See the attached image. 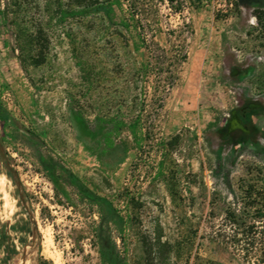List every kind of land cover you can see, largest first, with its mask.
I'll list each match as a JSON object with an SVG mask.
<instances>
[{
  "label": "rangeland",
  "instance_id": "1",
  "mask_svg": "<svg viewBox=\"0 0 264 264\" xmlns=\"http://www.w3.org/2000/svg\"><path fill=\"white\" fill-rule=\"evenodd\" d=\"M106 1L0 0V264H97L98 208L79 192L106 200L100 224L128 264H264L230 238L233 212L264 223V155L252 147L264 148V0H202L182 16L162 6L193 35L161 110L138 79L144 53L98 10ZM143 104L141 149L127 131L105 146L109 121ZM51 164L78 180L56 191Z\"/></svg>",
  "mask_w": 264,
  "mask_h": 264
},
{
  "label": "trees",
  "instance_id": "2",
  "mask_svg": "<svg viewBox=\"0 0 264 264\" xmlns=\"http://www.w3.org/2000/svg\"><path fill=\"white\" fill-rule=\"evenodd\" d=\"M170 5L172 14L182 16L186 9L196 10L202 4V0H108L102 3L98 10L103 14L108 23L112 26L120 28L128 41L131 43L135 52H143L145 59L140 63L138 69V79L150 84L153 89L152 101L157 102V109H163V101L166 99L169 92L177 84L179 80V72L182 65L187 60L188 41L193 35V29L190 24L182 22L175 28H171L168 23L163 21L164 15L161 13L162 6ZM256 18L259 19L258 16ZM167 26V31L163 27ZM158 35H163L165 44L162 45L158 40ZM144 104L139 111V114L130 122L126 123L122 120H110L109 129L103 135V143L105 146H112L111 138L120 135L123 131H127L132 137L137 148L141 149L143 138L149 131V126L143 120ZM6 111L0 106V122L6 124L8 117ZM27 134L34 139L39 137L32 132ZM249 145L246 142L243 147ZM258 153L264 155V148L259 145L252 146ZM233 155L231 152L225 161L229 160ZM222 157L217 156V161L220 167ZM54 167V168H53ZM54 175L50 180L53 182L54 188L57 191L58 186L62 187V181L68 179H77L71 171L65 167H57L51 164ZM62 173L55 174L59 170ZM78 180V179H77ZM82 199L92 202L97 206V217L100 220L96 229L92 231L91 249L97 256V264H128L126 255L127 248L122 249L116 244L113 233L105 229L100 223L103 219V208L106 200L90 193L85 195L79 192ZM19 203L24 207L22 197H19ZM25 208V207H24ZM26 214L30 223L29 231L32 244L40 241V234L36 227L33 214L26 208ZM232 233L231 241L233 248L242 252L246 257L250 255H259L264 262V223L261 221V226L255 221H248L250 218L248 213L231 214ZM259 219H264V210L258 216ZM119 240H122L119 237ZM78 246V253L83 254V248ZM76 251L75 248H72ZM13 252L16 253L15 248ZM88 255L81 256V259H87ZM37 260L39 264H51L42 259L38 254ZM90 264V263H88Z\"/></svg>",
  "mask_w": 264,
  "mask_h": 264
},
{
  "label": "bare ground",
  "instance_id": "3",
  "mask_svg": "<svg viewBox=\"0 0 264 264\" xmlns=\"http://www.w3.org/2000/svg\"><path fill=\"white\" fill-rule=\"evenodd\" d=\"M0 192H4V182L3 181H0ZM7 194V193H6ZM6 194H5V196H6ZM4 195V194H3ZM2 195V196H3ZM8 202H9V200H8ZM12 203V202H11ZM10 204V203H9ZM8 205V204H7ZM3 206H5V207H3L5 210L8 208V207H6V205H4L3 204ZM9 206V205H8ZM12 206V205H11ZM14 206V205H13ZM10 207V206H9ZM13 208V207H12ZM3 209V210H4ZM4 213V212H3ZM4 215H6L5 213H4ZM11 215V214H10ZM9 217V216H8Z\"/></svg>",
  "mask_w": 264,
  "mask_h": 264
}]
</instances>
